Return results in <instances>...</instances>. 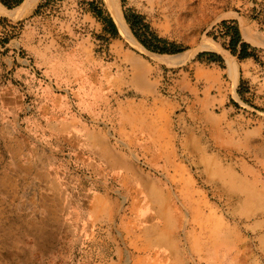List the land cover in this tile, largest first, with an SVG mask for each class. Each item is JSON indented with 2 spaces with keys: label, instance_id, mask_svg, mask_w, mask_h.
<instances>
[{
  "label": "rangeland",
  "instance_id": "obj_1",
  "mask_svg": "<svg viewBox=\"0 0 264 264\" xmlns=\"http://www.w3.org/2000/svg\"><path fill=\"white\" fill-rule=\"evenodd\" d=\"M113 1L0 13V264H264V0Z\"/></svg>",
  "mask_w": 264,
  "mask_h": 264
},
{
  "label": "trees",
  "instance_id": "obj_2",
  "mask_svg": "<svg viewBox=\"0 0 264 264\" xmlns=\"http://www.w3.org/2000/svg\"><path fill=\"white\" fill-rule=\"evenodd\" d=\"M22 1L21 0H0V3L6 6L7 8L13 7L15 5H19ZM139 15L132 14L129 17H125V22L128 25V28L133 32V25L139 19ZM105 24L108 27V31L110 35L115 34V27L109 17H106L104 20ZM146 27V26H145ZM229 39L227 41V49L232 55H236L238 59H243L246 57H250V53L246 51L247 45L243 42H240L238 30L236 27L229 28ZM133 35H136L133 32ZM138 40V39H137ZM138 42L148 51L156 52V53H166L171 52L172 50L166 48L164 40L157 37L156 35L150 33L146 40H138ZM159 42H163V46H158ZM177 51V50H176ZM173 52H175L173 50ZM202 54L199 53L196 55V58L199 59ZM208 61H221V58L216 54H210V57L207 59Z\"/></svg>",
  "mask_w": 264,
  "mask_h": 264
},
{
  "label": "bare ground",
  "instance_id": "obj_3",
  "mask_svg": "<svg viewBox=\"0 0 264 264\" xmlns=\"http://www.w3.org/2000/svg\"><path fill=\"white\" fill-rule=\"evenodd\" d=\"M33 1H35V0H32V2ZM108 1L110 2V6H111L110 8H111L112 13L114 14V17H115V20L117 22L119 31L123 35L124 39L127 40L130 44H134V45L137 44L134 42L133 38L131 37L119 10L114 5V1L113 0H108ZM22 6H24V5H22ZM22 11H23V9H22ZM0 13L8 14V15H11L14 17L18 16V15H15L13 13V11L11 12L9 10H6L1 4H0ZM218 49H219L218 46L210 40H203L202 42H200V44L198 46V50H200V51H218ZM153 55L155 56V59L158 62H164V63L170 64V65L182 63L183 61L187 60L190 57V54L182 56L180 58H172L169 55H158V54H153ZM227 62H228V68H229V75L233 76L235 74V66H234L235 63L232 59H229V58L227 59Z\"/></svg>",
  "mask_w": 264,
  "mask_h": 264
},
{
  "label": "crops",
  "instance_id": "obj_4",
  "mask_svg": "<svg viewBox=\"0 0 264 264\" xmlns=\"http://www.w3.org/2000/svg\"><path fill=\"white\" fill-rule=\"evenodd\" d=\"M35 1H33L32 2V0H24V2L21 4V5H19V6H17L16 8H14V9H12V10H9V11H13V13L15 14V15H18V16H20L22 13H24V12H26V10L34 3ZM22 5H24V6H22ZM24 7V8H23ZM22 9H23V11H22ZM8 10V9H7ZM19 12V13H18ZM238 24V23H237ZM240 35V34H239ZM254 39L256 40V44H259L261 41H262V39L261 38H256V37H254ZM240 41H242L241 40V37H240ZM257 41H260V42H257ZM260 45H262V44H260ZM254 46V45H253ZM181 54H184V53H181ZM181 54H175V55H177V56H180ZM173 56V55H172ZM221 58H222V56H221ZM223 59V58H222ZM247 60V57L246 58H243V60Z\"/></svg>",
  "mask_w": 264,
  "mask_h": 264
}]
</instances>
